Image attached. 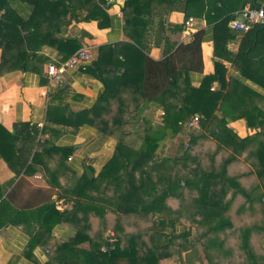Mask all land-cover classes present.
Here are the masks:
<instances>
[{
    "label": "trees",
    "instance_id": "obj_1",
    "mask_svg": "<svg viewBox=\"0 0 264 264\" xmlns=\"http://www.w3.org/2000/svg\"><path fill=\"white\" fill-rule=\"evenodd\" d=\"M261 1L124 0L123 30L132 40L99 46L97 58L81 66L104 82L103 93L90 108L64 110L59 118L47 115V121L71 126L73 131L88 124L107 134H119L113 154L100 172L91 178L83 174L70 209L59 212L53 204L42 207L55 215L53 223L70 219L76 225L83 224V234L78 231L57 245L62 252L70 251L68 256L61 254L55 258L59 264H159L161 259L174 253L179 257L181 250L194 245L189 240L190 228L195 225L208 227L230 264H264V254H257L255 249L258 236L264 234L263 115L255 106L245 109L240 116L245 117L247 126H260L261 130L243 138L226 134L218 139L235 151L237 146L247 148L245 159L253 170L247 168L240 174L230 173V169L237 170V163L233 162L237 157L218 156L221 147L217 144L203 156L196 153L193 143L200 141L201 136L198 128L187 125L196 113L200 115L201 127L215 118L218 104L252 98L256 93L241 78L264 88V24H255L244 32L238 51L227 57L237 66V77L227 80L221 61L227 52V39L240 32L230 29L228 20L246 3L257 8ZM104 2L0 0V73L22 69L42 74L43 64L50 61L43 52L45 47L55 50L57 60L51 63L59 65L80 47L77 38L65 35L71 21L95 19L99 27L105 25V8L110 2ZM17 3L25 4L29 12L21 13ZM155 6L162 9L160 16L172 10L182 12L183 19L175 25L176 29H182L186 19L193 16L205 19L211 26L214 71L203 75L198 86L179 84L189 83V72L201 71L204 29L190 31V40L178 43L172 51L169 48L161 60L148 56L133 37L132 32H145L148 21L160 14L154 11ZM109 75L113 78L108 79ZM214 81L220 87L211 90ZM127 87L129 93L124 91ZM223 88L228 90L222 92ZM169 89L180 98L179 104H165L163 124L147 123L141 139L127 143L121 129L125 130L129 121L136 118L139 103L164 98ZM258 113L261 116L256 120ZM221 122L223 126L224 119ZM63 129L47 125L40 129L28 121L15 123L9 131L0 126L3 137L7 133L11 140L0 143L8 167L19 175L30 157H35V148H63L52 143V138ZM47 131L50 138L41 141L40 133ZM178 132L189 136L188 146L180 144L175 156H158L156 150L161 140ZM11 190L5 196L7 200L0 202V227L12 221L13 213L10 215L5 207L12 200ZM77 210L85 213L78 215ZM92 210L102 220L96 221V226L88 215ZM108 228L114 232L111 242L104 235ZM84 234L92 240L91 249H75L80 240L87 238ZM32 245L31 240L28 247ZM102 245L106 246L104 250Z\"/></svg>",
    "mask_w": 264,
    "mask_h": 264
},
{
    "label": "crops",
    "instance_id": "obj_2",
    "mask_svg": "<svg viewBox=\"0 0 264 264\" xmlns=\"http://www.w3.org/2000/svg\"><path fill=\"white\" fill-rule=\"evenodd\" d=\"M96 1L99 3L100 0ZM123 3L124 0L110 1L108 7L105 8L108 22L101 27L98 26L95 19L72 20L67 27L65 35L77 38L80 42L79 48H86L90 52L91 57L86 65L97 58L99 46L118 45L132 40L123 30L121 8ZM15 6L23 14L29 12V8L23 3H17ZM245 6H249V4L246 3ZM161 10L155 6L154 11H160V14L154 15L148 21L145 32L140 34H138L139 32H132L133 37L140 42L142 49L148 56L155 60H161L167 55L169 48L172 51L178 43L188 42L190 31L204 29L203 40L200 44L201 71L189 72V83L184 84L180 81L179 84L180 87L187 85L196 87L203 75L214 71L211 26L206 24L205 19L193 16L191 26L183 25L182 29H176L175 25H178L183 19L182 12L172 10L160 16ZM102 22L105 23L104 20ZM148 33H151V36ZM243 33L239 32L234 37L227 39V52L221 60L224 64V75L227 80L239 75L237 66L227 57H232L238 51L242 45ZM43 52L50 58V61L43 64L42 74L22 69L0 73V126L9 131L15 123L28 121L40 129L43 125L64 127L52 138L54 145L63 148H35L33 150L35 157H30L27 166L19 175H16L8 167L6 159L0 151V202L7 200L5 196L13 188V191L11 190L12 200L5 204L7 212L10 215L11 212L13 213L12 221L0 227V264H46L47 262L59 264L55 260L57 256L69 255L70 251L62 252L58 250L57 245L77 235L78 231L83 234L81 231L83 224L76 225L70 219L54 221L53 223L52 220L55 219V215L42 207L53 204L59 212L70 209L74 204V193L80 188L83 174H86L85 168L87 167L91 171V176L87 178L96 176L113 154L115 142L119 135L107 134L97 126L88 124H83L73 131L71 126H61L53 120L47 121L49 114L52 118H59L64 110L65 112L68 109L78 111L92 107L103 93L105 85L95 74L89 73L81 66L63 71V80L60 86L50 84L46 74V66L52 60H57L56 52L48 47H45ZM178 63H181V60H178ZM107 77H109L108 79L113 78L110 75ZM241 81L256 94L245 100L231 99V101L219 102L221 105L218 104V108L214 111L215 118L208 120L201 127L198 126L201 140L193 143L194 150L200 156L204 155L202 150L207 148L205 146L211 145L209 148H214L216 144L221 147L218 156L222 154L226 156H229L228 154L235 155L237 160L233 162L237 163V170L230 169V173L237 172L239 174L246 171L247 168L253 170V166L245 159L248 153L247 148L237 146L235 151V148L218 142L217 139H222L226 134L230 136L235 134L239 138H243L261 130L260 126H247L245 117L240 116L247 108L255 106V109L257 108L259 113L263 115L262 118L264 117V88L246 78H241ZM219 87L220 84L214 81L211 90ZM126 89L128 90H123L127 93L131 91L130 87ZM226 90L228 88H223L222 92ZM165 93L164 98L142 100L139 103L140 110L136 112V118L129 121L125 130L121 129L123 133L125 131L124 138L127 143L140 140L147 123L154 126L163 124L162 115L165 104H179L178 99L180 98L173 95L171 89ZM223 109L226 115L223 114ZM255 109L254 112L257 113ZM259 113L256 115V118L258 117L256 120L261 116ZM222 119L225 121L223 126ZM135 120L138 122L136 123ZM139 122H141L140 125ZM132 124L136 128L132 127ZM182 136L189 140V136L183 132H178L173 136H165L156 150L158 156L177 155L180 151V144H182L181 142L177 143V140L183 139ZM39 137L41 141L49 139V132L40 133ZM5 139L11 143L8 134L6 133L4 138L3 132L0 131V143ZM254 179L259 181L257 177ZM92 211L88 215H91L89 218L93 221L94 226L98 220L102 223V220L96 217L95 211ZM76 213L80 215L84 214L85 211L77 210ZM178 227L181 228V226ZM113 233L110 228L104 231L105 236L113 235ZM84 235L87 238L80 240L74 246L75 249H91L92 240L88 234ZM31 240L33 245L29 248L28 243ZM189 241L194 245L181 250L179 257L174 253L171 257L161 259L159 264H230L206 225L191 226ZM257 242L256 253L264 254V234L258 236Z\"/></svg>",
    "mask_w": 264,
    "mask_h": 264
},
{
    "label": "built area",
    "instance_id": "obj_3",
    "mask_svg": "<svg viewBox=\"0 0 264 264\" xmlns=\"http://www.w3.org/2000/svg\"><path fill=\"white\" fill-rule=\"evenodd\" d=\"M110 2L112 0H105ZM193 23V17H189L185 21L186 26H191ZM255 24H264V0L260 2L257 8L250 6H244L238 13L232 16L227 25L230 29L240 32L248 31ZM91 54L86 48L77 49L71 56L61 62L59 65L49 63L46 66V74L50 84L60 86L63 80V71L66 69L77 68L86 64L90 60ZM200 115L194 114L188 121L189 127L198 128ZM62 206V205H60ZM111 242L112 238H107ZM106 248L105 245L101 247L102 250Z\"/></svg>",
    "mask_w": 264,
    "mask_h": 264
},
{
    "label": "rangeland",
    "instance_id": "obj_4",
    "mask_svg": "<svg viewBox=\"0 0 264 264\" xmlns=\"http://www.w3.org/2000/svg\"><path fill=\"white\" fill-rule=\"evenodd\" d=\"M148 26V25H147ZM147 26H146V28H147ZM150 32V31H149ZM148 34H150V36H151V33H148ZM136 121V123L138 122L137 120H135ZM141 121H143V120H141ZM141 124V122H139V125ZM183 134H184V132H183ZM187 135V134H186ZM188 136V135H187ZM183 137V139H180L179 138V140H177L176 142L177 143H179V142H181L182 144H183V146L186 148L188 145H187V141H188V139H186V137H184V136H182ZM214 138V137H213ZM216 139V138H215ZM220 140V139H219ZM218 139H217V141L218 142H220ZM131 141H129V143H130ZM211 145H207V146H205V147H207L206 149L204 148L202 151L205 153L207 150H209ZM98 221H100V220H98ZM107 238H112L113 240H114V237H113V235H109V236H106ZM112 240V241H113ZM103 246V245H102ZM101 246V247H102Z\"/></svg>",
    "mask_w": 264,
    "mask_h": 264
},
{
    "label": "water",
    "instance_id": "obj_5",
    "mask_svg": "<svg viewBox=\"0 0 264 264\" xmlns=\"http://www.w3.org/2000/svg\"><path fill=\"white\" fill-rule=\"evenodd\" d=\"M86 174H87V177H90L91 176V171L86 167Z\"/></svg>",
    "mask_w": 264,
    "mask_h": 264
}]
</instances>
